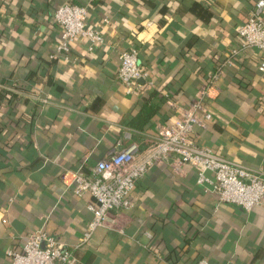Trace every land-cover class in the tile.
<instances>
[{
	"label": "crops",
	"instance_id": "crops-1",
	"mask_svg": "<svg viewBox=\"0 0 264 264\" xmlns=\"http://www.w3.org/2000/svg\"><path fill=\"white\" fill-rule=\"evenodd\" d=\"M65 2L89 6L105 38L95 51L86 39L57 50ZM256 2L0 0V264L39 230L77 244L94 198L74 193L71 172L90 173L115 148L143 149L202 86L213 120L193 140L264 174V50L237 32ZM132 46L149 77L128 94L119 53ZM131 200L112 213L123 233L98 228L75 264H264V204L220 203L193 167L153 165Z\"/></svg>",
	"mask_w": 264,
	"mask_h": 264
},
{
	"label": "built area",
	"instance_id": "built-area-1",
	"mask_svg": "<svg viewBox=\"0 0 264 264\" xmlns=\"http://www.w3.org/2000/svg\"><path fill=\"white\" fill-rule=\"evenodd\" d=\"M89 11L88 5L72 3L62 4L56 9L54 19L62 27V40L57 46L59 52H69L71 44L79 39L88 40L90 52L105 42L103 29L89 26ZM104 21L107 23L109 20L106 18ZM237 32L246 46L264 50V0H257L254 10L238 26ZM119 59L118 76L126 92L130 94L142 88L140 81L148 79L149 72L140 63L137 47L123 49ZM260 70L264 71V60ZM219 76V73L214 74L213 80ZM209 95V86H202L190 106L181 109L177 106L179 112L143 149L138 142L127 148H115L90 173L81 170L71 172L74 193L78 196L89 193L94 198L88 205L93 218L81 239L74 246H69L45 230L36 231L27 237L22 250L7 251L10 264H75V249L87 243L98 228L108 227L123 233L113 211L129 208L137 180L150 167L165 161L178 173H183L186 166L195 168L198 184L206 191L216 193L220 203L236 204L246 211L264 204L262 172L227 159L193 140L194 126L206 127L213 120L212 112L204 105L205 97ZM171 104L176 106L173 101ZM196 264L212 263L201 258Z\"/></svg>",
	"mask_w": 264,
	"mask_h": 264
},
{
	"label": "trees",
	"instance_id": "trees-1",
	"mask_svg": "<svg viewBox=\"0 0 264 264\" xmlns=\"http://www.w3.org/2000/svg\"><path fill=\"white\" fill-rule=\"evenodd\" d=\"M65 3H68V2H65ZM65 3H63V4H65ZM61 5H62V4H61ZM60 42H61V41H60ZM60 42H59V43H60ZM139 60H140V56H139Z\"/></svg>",
	"mask_w": 264,
	"mask_h": 264
}]
</instances>
